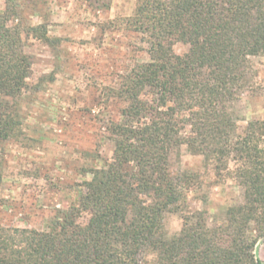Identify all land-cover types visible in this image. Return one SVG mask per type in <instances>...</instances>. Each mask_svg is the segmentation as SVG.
<instances>
[{"label":"trees","instance_id":"1","mask_svg":"<svg viewBox=\"0 0 264 264\" xmlns=\"http://www.w3.org/2000/svg\"><path fill=\"white\" fill-rule=\"evenodd\" d=\"M9 18L7 4L0 12V140L23 135L16 103L32 72L22 31ZM109 24L140 35L148 54L101 89L99 104L118 105L104 126L112 154L83 168L89 177L77 202L47 229L0 223V264H263L254 247L264 238V123L251 120L238 131L233 104L251 81L250 57L264 54V0H136L131 15ZM28 31L50 46L61 41L46 23ZM178 42L188 46L182 54L174 51ZM182 145L235 178L243 202L212 227L203 211L184 214L181 230L169 235L164 214L186 206L198 180L172 169Z\"/></svg>","mask_w":264,"mask_h":264},{"label":"rangeland","instance_id":"2","mask_svg":"<svg viewBox=\"0 0 264 264\" xmlns=\"http://www.w3.org/2000/svg\"><path fill=\"white\" fill-rule=\"evenodd\" d=\"M9 6V26L22 31L24 51L32 60L28 87L16 109L23 135L0 140V223L7 227L45 230L59 211L77 202L83 168L102 165L113 145L104 126L117 114L114 100L99 104L101 89L114 85L134 62L148 60L147 44L125 26L109 21L133 13L136 0H0ZM47 24L56 46L36 38L28 27ZM174 51L188 46L176 43ZM252 78L233 104L238 131L248 121L264 123V54L250 57ZM264 147V132L261 140ZM234 163L229 162L230 169ZM174 171L198 175L186 191V206L164 214V230L182 228V215L203 211L206 223L222 224L227 207L243 202V190L226 170L190 153L184 145L171 155ZM254 254L264 264V238Z\"/></svg>","mask_w":264,"mask_h":264}]
</instances>
